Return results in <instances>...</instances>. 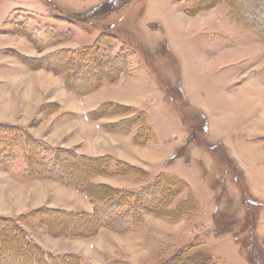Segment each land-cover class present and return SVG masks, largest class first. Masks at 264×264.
<instances>
[{
    "label": "rangeland",
    "instance_id": "374dc122",
    "mask_svg": "<svg viewBox=\"0 0 264 264\" xmlns=\"http://www.w3.org/2000/svg\"><path fill=\"white\" fill-rule=\"evenodd\" d=\"M234 1L232 12L220 0H204L206 6L199 0H0V122L26 126L53 145L86 154L73 144L77 123L63 132L56 126V114L66 116L63 105L78 108L77 90L50 70L67 57L58 55L47 66L42 60L66 48L78 54L100 39L103 46L93 57L102 62L120 54L126 70L121 78L146 68L157 77L142 109L156 133L148 143L162 159L138 166L147 177L115 176L117 185L138 188L173 174L200 204L179 221L147 215V224L130 234L106 231L94 240L60 239L30 216L26 227L42 245L73 251L84 264H154L191 244L219 264H264V42L235 20L242 11L247 24L264 28V0ZM194 10L199 12L191 15ZM114 93L130 99L122 88ZM2 129L0 215L93 205L71 186L25 178L22 141ZM109 177L95 182L115 186ZM186 198V192L178 196L174 207Z\"/></svg>",
    "mask_w": 264,
    "mask_h": 264
},
{
    "label": "trees",
    "instance_id": "16d2710c",
    "mask_svg": "<svg viewBox=\"0 0 264 264\" xmlns=\"http://www.w3.org/2000/svg\"><path fill=\"white\" fill-rule=\"evenodd\" d=\"M199 2L204 4V0ZM220 2L229 5L232 12L236 10L234 0ZM199 10H194L190 14L195 15ZM240 12V16L235 18L237 23L245 26L249 32L264 42V28L259 27L256 22L247 24L242 17L243 12ZM106 37L113 38V35L107 34ZM114 38L116 39V36ZM99 41L101 40L98 39L88 46L89 49L78 54H76L78 51L66 48L45 56L42 62L44 66L50 64L49 61L55 64L60 60L58 55H65L67 57L65 61L52 65L50 70L62 74L66 87L72 85L79 97L89 96L104 85L119 81L126 71L120 54H116L114 58L103 59L102 62L93 57V54L99 52L103 46ZM64 115L76 114L66 112ZM86 116L93 121L119 116L121 119L116 122L103 123L104 130L126 133L136 131L134 140L141 145L156 139L148 113L134 106L107 101L88 112ZM2 127L5 132L17 135L22 141L19 145L22 146L25 156L26 167L22 171L25 178H45L71 186L85 195L93 207L91 211L44 207L30 211V215H0V264H84V258L79 254L57 253L38 243L26 227L31 225L30 222L34 218L38 219L39 224L53 236L93 240L105 231L120 235L130 234L145 224L147 215L179 221L200 209L199 201L190 185L176 175L162 173L138 188H121L108 183H97L95 177L101 175L147 177L148 171L111 155L91 156L81 153L78 148L53 145L23 125L0 122V128ZM0 156L5 160V156L4 158L2 154ZM184 192L187 198L174 207L178 196ZM149 195L151 198L148 199ZM30 216L33 217L31 221L28 218ZM26 220L27 223L24 224ZM81 223L84 224V228L78 231L76 225ZM154 264L219 263L207 257L197 244H191L180 247L168 257H159Z\"/></svg>",
    "mask_w": 264,
    "mask_h": 264
},
{
    "label": "crops",
    "instance_id": "0c3cea01",
    "mask_svg": "<svg viewBox=\"0 0 264 264\" xmlns=\"http://www.w3.org/2000/svg\"><path fill=\"white\" fill-rule=\"evenodd\" d=\"M222 59H226V58L222 57ZM155 78L157 77H155V75H153L151 71L149 72L148 68L144 70L139 69V70H135L131 72L130 74L123 76L119 80V82L115 83V85L106 84L99 91L89 96L79 97L78 98V108L76 107L72 108L71 106L66 107L63 105V107H61V113H60L62 114L66 112H69V113L74 112V114L76 113V115L75 116H69V115L58 116V114H56L57 115L56 117H58V120H59L56 123L57 124L56 126L58 127L59 131L61 130L63 132L64 129L68 128L74 123H77L78 130H76L75 139L74 138L72 139L73 144L82 145V151L85 152L86 154L93 155V156L112 155L113 157H116L117 159L128 161L136 166H140L144 161H151V162L155 161L154 163H156L158 160L162 159V156L159 154L156 145L152 143H148L146 145H141V144L136 143L134 140L136 131L127 132V133L126 132H111V131L104 130L102 128L103 123L116 122L117 120L121 119L119 116L106 117L100 121H92L86 116L88 112L97 109L100 105H102L103 103L107 101H114V102L122 103L125 105H130V106H134V107L142 109V106H146L149 103L153 93L156 90ZM63 84L65 85V81H63ZM120 88H122L125 91V93L130 97V99L119 98L117 94L114 93V89L117 90ZM82 125H83V128H82ZM31 131L33 134L37 136H43L41 135V133H37V132L35 133L34 130H31ZM66 134L69 135L68 133ZM145 151H147L148 153H151L152 158L147 159L143 153ZM109 180L116 181L115 183H111V184H114L115 186H118L121 188H133V187L125 186L122 184L117 185L118 183L117 181H120L119 178L109 177ZM87 201H89V203L91 204L88 198H87ZM92 207L93 205L90 206V208L80 207V208L71 209V210L72 211H76V210L91 211ZM65 210H69V209H65ZM5 215H9V214H5ZM145 223L147 224V217H146ZM117 235H120V234H117ZM60 239H63V238H60ZM35 240L38 243H40L36 238ZM42 246L51 251L57 252V253H64V252H58L55 249L54 250L50 249L44 245ZM70 252H73V251H68L67 253H70Z\"/></svg>",
    "mask_w": 264,
    "mask_h": 264
}]
</instances>
